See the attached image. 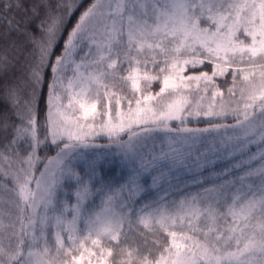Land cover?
<instances>
[{"label":"snow or ice","instance_id":"6c2138e0","mask_svg":"<svg viewBox=\"0 0 264 264\" xmlns=\"http://www.w3.org/2000/svg\"><path fill=\"white\" fill-rule=\"evenodd\" d=\"M0 264H264V0H0Z\"/></svg>","mask_w":264,"mask_h":264},{"label":"rangeland","instance_id":"374dc122","mask_svg":"<svg viewBox=\"0 0 264 264\" xmlns=\"http://www.w3.org/2000/svg\"><path fill=\"white\" fill-rule=\"evenodd\" d=\"M153 87H154V90H156V89H155V85H154ZM97 143L103 144V143H105V141L100 140V141H97Z\"/></svg>","mask_w":264,"mask_h":264},{"label":"trees","instance_id":"16d2710c","mask_svg":"<svg viewBox=\"0 0 264 264\" xmlns=\"http://www.w3.org/2000/svg\"><path fill=\"white\" fill-rule=\"evenodd\" d=\"M201 126H203V125H201Z\"/></svg>","mask_w":264,"mask_h":264}]
</instances>
